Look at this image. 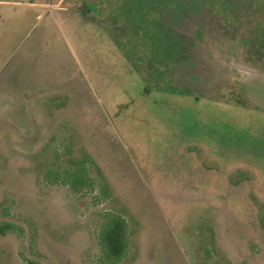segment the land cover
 I'll use <instances>...</instances> for the list:
<instances>
[{
    "label": "rangeland",
    "instance_id": "rangeland-1",
    "mask_svg": "<svg viewBox=\"0 0 264 264\" xmlns=\"http://www.w3.org/2000/svg\"><path fill=\"white\" fill-rule=\"evenodd\" d=\"M69 145L115 200L45 185ZM9 203L0 264H102L119 211L121 264H264V0H0Z\"/></svg>",
    "mask_w": 264,
    "mask_h": 264
},
{
    "label": "trees",
    "instance_id": "trees-1",
    "mask_svg": "<svg viewBox=\"0 0 264 264\" xmlns=\"http://www.w3.org/2000/svg\"><path fill=\"white\" fill-rule=\"evenodd\" d=\"M71 145L66 147L65 165L49 168L44 173L46 186H65L77 196L93 195L96 204L106 200H115L111 186L105 175L87 151H82L80 158L73 157ZM57 157H60L57 155ZM96 173V176L93 174ZM100 194L96 195L95 193ZM12 203L3 205L0 212V236L18 234L21 238L26 235L25 229L11 222ZM127 212L106 213L104 223L98 236V246L102 264H121L127 259L132 248V235ZM24 264H43L40 261L28 259L21 254Z\"/></svg>",
    "mask_w": 264,
    "mask_h": 264
}]
</instances>
